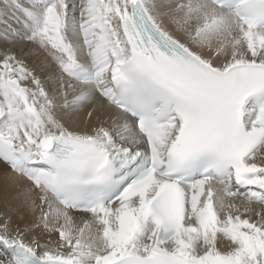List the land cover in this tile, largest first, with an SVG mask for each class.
Returning <instances> with one entry per match:
<instances>
[{
    "label": "snow or ice",
    "instance_id": "6c2138e0",
    "mask_svg": "<svg viewBox=\"0 0 264 264\" xmlns=\"http://www.w3.org/2000/svg\"><path fill=\"white\" fill-rule=\"evenodd\" d=\"M0 186V264H264V0H0Z\"/></svg>",
    "mask_w": 264,
    "mask_h": 264
},
{
    "label": "bare ground",
    "instance_id": "6f19581e",
    "mask_svg": "<svg viewBox=\"0 0 264 264\" xmlns=\"http://www.w3.org/2000/svg\"><path fill=\"white\" fill-rule=\"evenodd\" d=\"M31 46H28V47H26L25 49H24V51L26 50V52H29V48H30ZM17 54H20V52H19V49H17ZM43 53L42 52H40V53H38V55H31V54H29L28 56H27V58H26V60L28 59V58H33V60L31 61V62H28L29 64H32L34 61H37V60H39V59H42L43 58ZM0 197H2V186H0Z\"/></svg>",
    "mask_w": 264,
    "mask_h": 264
},
{
    "label": "rangeland",
    "instance_id": "374dc122",
    "mask_svg": "<svg viewBox=\"0 0 264 264\" xmlns=\"http://www.w3.org/2000/svg\"><path fill=\"white\" fill-rule=\"evenodd\" d=\"M25 52H26V50H25ZM27 58V57H26ZM33 60V58H28L27 59V62H31Z\"/></svg>",
    "mask_w": 264,
    "mask_h": 264
}]
</instances>
